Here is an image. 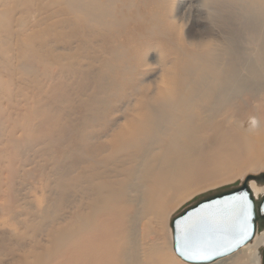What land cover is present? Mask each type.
<instances>
[{"label":"bare ground","instance_id":"bare-ground-1","mask_svg":"<svg viewBox=\"0 0 264 264\" xmlns=\"http://www.w3.org/2000/svg\"><path fill=\"white\" fill-rule=\"evenodd\" d=\"M180 4L0 0V264H181L175 214L264 171V0Z\"/></svg>","mask_w":264,"mask_h":264},{"label":"water","instance_id":"water-1","mask_svg":"<svg viewBox=\"0 0 264 264\" xmlns=\"http://www.w3.org/2000/svg\"><path fill=\"white\" fill-rule=\"evenodd\" d=\"M264 174L249 177L243 185L210 195L193 206L189 207L170 224L173 236V248L176 256L187 264H213L227 258L247 246L255 239L258 227L262 228L259 212V203L250 188V181L263 182ZM246 197L244 203L250 211V237L240 246L224 252L222 255L213 256L205 262L193 261L187 258L190 247H206L229 238L235 232L239 222L241 201L238 198ZM184 252L185 255H181Z\"/></svg>","mask_w":264,"mask_h":264},{"label":"snow or ice","instance_id":"snow-or-ice-1","mask_svg":"<svg viewBox=\"0 0 264 264\" xmlns=\"http://www.w3.org/2000/svg\"><path fill=\"white\" fill-rule=\"evenodd\" d=\"M238 200L241 201L239 222L233 235L227 239L209 244L206 247H190L188 249V259L198 262H205L211 259L213 256L222 255L224 252L230 251L240 246L250 237V211L248 210L247 205L244 203L246 197L238 198ZM181 255L183 256L185 253L181 252Z\"/></svg>","mask_w":264,"mask_h":264},{"label":"rangeland","instance_id":"rangeland-1","mask_svg":"<svg viewBox=\"0 0 264 264\" xmlns=\"http://www.w3.org/2000/svg\"><path fill=\"white\" fill-rule=\"evenodd\" d=\"M179 2H180L182 5L180 4V5H181L180 8L177 7V6H175V11H177V9L179 8L177 14L179 13L180 15H179V14H178V15H179V16H182V15H184V14L189 10V7H190V6H194V7H196V6H200V5H202L203 0H179V1L176 0V3H177V4H179ZM202 28H203L202 26H201V27H195V29H194L193 31H194V33H195V32H197L198 29H202ZM157 57H158V55H157L156 53H152V54L149 56V61H148V63H151V64H149L150 67L157 68L156 63H155L156 60H157ZM155 70H156V69H155ZM156 72H157V70L154 71L153 73L149 74L148 77H149V80H150V81L155 80V79L157 78L158 74H156ZM13 88L15 89V86H14ZM15 90H16V92H15V96H18V95H17V89H15ZM18 98H19V97H18ZM2 103L7 104V100H5V99L2 100ZM76 106H77V105H76ZM76 109H77V110H80L81 108H80V106H77ZM80 115H81V114H79V112H78L74 119L77 120V116H80ZM74 119H73V120H74ZM263 174H264V171H257V172H250V173H247L246 175H244V176H242V177H239V178L235 179V181H233L231 184H229V185H227V186H225V187H222L223 189H216L215 191H213V192L207 194L205 197H203V198H201V199H204V198H206V197H208V196H210V195H213V194L217 193L218 191L226 190L227 188L232 189V188H235V187H239V186L243 185L244 182H245L249 177H256V176H260V175H263ZM33 197H34V200L38 202V204H40V203L42 204V203L46 200V198L48 197V195H45V194L43 193V191H42V188H40V186H38V190H37L36 193L33 194ZM201 199H200V200H201ZM198 201H199V200H198ZM198 201H195V202L190 203V204H189L188 206H186L181 212L178 211V212L175 214V216L171 219V221H172L176 216H178L180 213H182L183 211H185V210L188 209L189 207H191V206H193L194 204H196ZM55 216H58V215H55ZM7 220H8V218L3 217V218L0 219V223L3 224V223H4L5 221H7ZM171 221H170V223H169V225H168V228H169V231H170V233H171L172 242H173L172 230H171V227H170ZM2 231H3V229H1V226H0V234H1ZM172 253H173L174 257H176V259H177L178 257L176 256V254H175V252H174L173 245H172ZM1 260H3L2 263L4 264V263H5V259H4L3 257H1ZM177 260H178L181 264H183V261H182L181 259L178 258ZM184 263H185V262H184ZM5 264H8V260H7V263H5ZM185 264H187V263H185ZM260 264H262V262H260Z\"/></svg>","mask_w":264,"mask_h":264},{"label":"flooded vegetation","instance_id":"flooded-vegetation-1","mask_svg":"<svg viewBox=\"0 0 264 264\" xmlns=\"http://www.w3.org/2000/svg\"><path fill=\"white\" fill-rule=\"evenodd\" d=\"M262 183L264 184V179H263ZM256 199H257V203H259L260 217H261V220L263 221L262 222V228L259 229V227H258V230H257V233H260V232L264 231V197H262L260 199L257 197ZM262 264H264V251H263V255H262Z\"/></svg>","mask_w":264,"mask_h":264},{"label":"clouds","instance_id":"clouds-1","mask_svg":"<svg viewBox=\"0 0 264 264\" xmlns=\"http://www.w3.org/2000/svg\"><path fill=\"white\" fill-rule=\"evenodd\" d=\"M178 23H179V22H178ZM186 27H187V25L185 24V26H184V35H185V29H186ZM149 64H151V63H149ZM155 69H156V68H154V67H146V68L144 69V71L149 72V71H152V70H155ZM162 74H163V73H162ZM162 74H161V75H162ZM159 79H160V77L157 79V81H159ZM149 83H152V82H149ZM249 123H250L252 129L257 128L258 125H259V121H258V119H257L256 117H250V118H249Z\"/></svg>","mask_w":264,"mask_h":264}]
</instances>
